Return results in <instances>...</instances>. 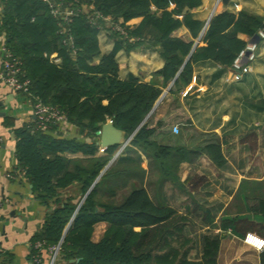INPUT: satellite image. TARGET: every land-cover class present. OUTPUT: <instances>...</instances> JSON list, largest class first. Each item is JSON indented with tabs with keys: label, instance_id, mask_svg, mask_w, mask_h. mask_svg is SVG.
<instances>
[{
	"label": "trees",
	"instance_id": "obj_1",
	"mask_svg": "<svg viewBox=\"0 0 264 264\" xmlns=\"http://www.w3.org/2000/svg\"><path fill=\"white\" fill-rule=\"evenodd\" d=\"M80 1L123 24L134 17L142 20L134 26L128 24L125 36L102 17L93 23L86 12L74 14L70 21L58 18L46 0H0V33L21 60L32 93L61 109L66 121L77 128L76 134L68 136L56 132L60 124L35 131L27 122L14 127L18 166L47 207L32 237V263L50 264V247L61 242L54 264H220L221 242L228 233L264 235V177L243 178L218 221L209 209L201 208L204 213L193 215L155 201L144 184L146 169L137 150L153 159L162 178L174 181L179 180L181 162L192 160L201 151L218 165L226 163L218 140H210L198 150L156 140L163 121L154 122L152 110L164 87L171 85L174 94L191 83L196 63L209 59L232 66L248 45L240 34H259L264 30V16L224 10L205 28V22L190 10L202 0ZM183 26L190 37L176 33ZM102 29L114 40L110 52L101 49ZM138 47L159 50L165 64L155 75L162 83L144 81L134 74L120 75L118 52ZM259 104L264 108V97ZM109 119L131 140L103 172L119 148L111 145L100 151V130ZM79 152L84 155H68ZM132 178L141 182H134L121 200L104 198L115 196ZM196 217L209 230L199 235L191 232ZM102 221L107 223L106 229L95 240L97 224ZM38 241L42 246H36ZM195 248H199V258L191 257ZM260 263L264 264V249Z\"/></svg>",
	"mask_w": 264,
	"mask_h": 264
},
{
	"label": "crops",
	"instance_id": "obj_2",
	"mask_svg": "<svg viewBox=\"0 0 264 264\" xmlns=\"http://www.w3.org/2000/svg\"><path fill=\"white\" fill-rule=\"evenodd\" d=\"M190 10L195 17L205 22L206 28L210 19L224 10L236 13L245 10L264 16V0H202ZM141 20V16L134 17L128 24L134 26ZM176 33L186 37L191 35L186 26ZM240 36L248 44L252 43L253 37L245 33ZM99 38L102 51L110 52L114 40L106 29L101 30ZM3 42L5 36L0 33V47ZM256 42L257 57L243 62L241 60L243 64H249L251 69L240 80L233 76V65L222 66L208 59L195 64L191 83L179 92L171 93V85L164 87L153 110L154 122L163 121L155 139L164 144L185 145L196 150L210 140H218L222 142L227 161L218 165L209 153L201 151L192 160L181 162L179 180L174 181L162 178L153 159L141 149L135 148L141 154L142 166L146 169L144 184L155 201L175 205L181 211L193 215H200L204 213L203 209H209L219 221L243 178L264 177V155L259 154L261 150L264 152V108L259 104V100L264 97V37L260 35ZM117 59L123 78L134 74L144 81L158 79L162 83L163 79L155 75L165 64L158 49L138 47L129 52L121 49ZM33 117V107L27 94L13 90L0 78V136L3 138L0 145V264H33L29 257L32 237L47 212V207L36 196L31 183L19 168L16 155L14 127L30 123ZM175 126L179 127V131L175 130ZM76 130L75 126L65 121L56 132L71 136L76 134ZM129 144L120 145L117 151L122 153ZM251 152L254 156L252 160L247 157ZM131 153L136 155L134 150ZM68 155L84 154L79 152ZM168 183L185 193L168 192ZM194 220L200 229L209 230L208 225L202 224L201 217ZM98 226L101 229L98 238L94 234L95 240L101 238L107 223L99 222L96 231ZM247 233L264 238L252 231ZM237 244L243 245L242 249H237ZM260 252L245 240V236L228 233L221 242L219 263L261 264Z\"/></svg>",
	"mask_w": 264,
	"mask_h": 264
},
{
	"label": "built area",
	"instance_id": "obj_3",
	"mask_svg": "<svg viewBox=\"0 0 264 264\" xmlns=\"http://www.w3.org/2000/svg\"><path fill=\"white\" fill-rule=\"evenodd\" d=\"M50 3L52 13L63 20H72L73 15L82 11L89 14L93 23L98 22V18L102 17L107 24L111 25L113 29L119 31L121 34L128 36V24H123L122 20H113L111 16L104 15L99 10H96L92 4H86L80 0H46ZM79 5V6H78ZM261 37H264V30H260ZM71 39V38H70ZM131 40L134 37L130 38ZM258 43L252 42L247 45L245 49L241 51L236 58L233 67L235 69L234 78L240 80L244 73L251 69L249 64H243L241 62L246 51L249 50L248 60H253L257 57ZM0 78L8 86L17 92H24L27 94L32 107H33V120L31 129L35 130H48L55 124H62L67 120L66 114L58 107L43 102L39 97L34 95L31 91V80L24 77L21 60L13 54V52L6 46V43L0 47ZM175 130L179 131V127L175 126ZM3 138L0 136V145ZM129 143V142H128ZM127 143V144H128ZM107 147H100V151L104 152ZM120 153V150H119ZM245 240L253 244L259 250L264 249V238H259L252 233L245 235ZM37 247L42 246V242L36 243ZM61 248V242L50 247L52 252V259L50 264H54V260ZM37 260V259H36Z\"/></svg>",
	"mask_w": 264,
	"mask_h": 264
},
{
	"label": "water",
	"instance_id": "obj_4",
	"mask_svg": "<svg viewBox=\"0 0 264 264\" xmlns=\"http://www.w3.org/2000/svg\"><path fill=\"white\" fill-rule=\"evenodd\" d=\"M223 1L227 2L228 0H223ZM259 39H260V35L256 34L253 36L252 42L259 41ZM248 54H249V50L246 51V55H244V57L242 58V62L248 59ZM100 133H101V139L98 141V143L101 144V146L103 147H108L111 145L123 146L126 145L131 140V136H127L126 131L117 127L112 119H109L103 124ZM118 155H119V151L116 152L115 156L112 158L111 162L106 166L103 172L114 162V160L117 158ZM95 182H97V179Z\"/></svg>",
	"mask_w": 264,
	"mask_h": 264
},
{
	"label": "rangeland",
	"instance_id": "obj_5",
	"mask_svg": "<svg viewBox=\"0 0 264 264\" xmlns=\"http://www.w3.org/2000/svg\"><path fill=\"white\" fill-rule=\"evenodd\" d=\"M169 89H170V87H169ZM164 90V89H163ZM159 100V99H158ZM262 153H263V155H264V152L261 150L260 152H259V154H261L262 155ZM116 154V153H115ZM248 154H250L249 156H247L250 160H252V158L254 157V156H252V152L251 153H248ZM260 155V156H261ZM247 159V158H246ZM249 160V161H250ZM151 175H153V173L151 174ZM134 182H136L137 184L139 183V182H141V180L140 179H130V183L128 184V185H126V186H121L119 189H118V192H117V194L115 195V196H109V195H105L104 196V198L105 199H107V200H114V201H119V200H121L128 192H129V190L132 188V185H133V183ZM180 189H176L174 186H172V184L171 183H168V192H170V193H173V192H178ZM179 192H183V193H185V191H183V190H181V191H179ZM184 198V197H183ZM184 199H180V201H183ZM178 201V200H177ZM100 227L98 226V228H97V231H96V233H95V237L96 238H98V235H99V231H100ZM191 230V232H193V233H195L196 235H199L201 232H203V230L202 229H200L199 228V225L197 224V223H195V225H193L192 226V228L190 229ZM252 232H254V233H256L255 231H252ZM247 234V233H246ZM245 234V235H246ZM256 234H258V233H256ZM258 235H260V234H258ZM260 236H262V235H260ZM264 236V235H263ZM237 246H238V248L237 249H242L241 247L243 246V245H240V244H237ZM199 255H200V253H199V248H195L192 252H191V257H193V258H199Z\"/></svg>",
	"mask_w": 264,
	"mask_h": 264
}]
</instances>
